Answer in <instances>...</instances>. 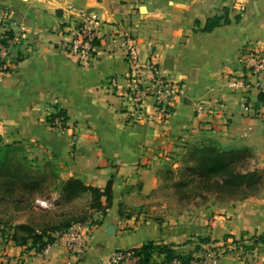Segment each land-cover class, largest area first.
Returning <instances> with one entry per match:
<instances>
[{
	"label": "crops",
	"instance_id": "1",
	"mask_svg": "<svg viewBox=\"0 0 264 264\" xmlns=\"http://www.w3.org/2000/svg\"><path fill=\"white\" fill-rule=\"evenodd\" d=\"M69 7L100 12L102 40L87 65L67 49ZM226 8L227 23L203 30ZM1 14L16 23L11 28L18 39L9 70L0 75V162L45 179L47 187L33 197L52 199L44 208L53 216L0 220V264H104L114 251L148 241L193 254L225 239L239 240L242 248L227 249L216 264H248L246 257L264 264V197L227 202L210 193L206 202L198 201L201 196L182 199L166 178L194 146L210 144L248 148L250 165L264 167V94L253 86H228V78L242 72L241 50L264 48V0H0ZM118 27L135 36L143 63L156 59L162 74L181 84L166 118L132 120L129 64L122 41L112 35ZM111 78L116 85L108 83ZM198 101L206 111L195 110ZM146 103L153 113V98ZM59 108L66 112L63 132L48 121ZM72 179L101 191L111 181L109 202L100 198L105 211L92 207L90 191L70 199L65 184ZM79 200L84 202L76 209ZM87 215L100 224L78 259L59 245L39 249L31 238L23 242L26 232L16 229L27 224L39 232Z\"/></svg>",
	"mask_w": 264,
	"mask_h": 264
},
{
	"label": "built area",
	"instance_id": "2",
	"mask_svg": "<svg viewBox=\"0 0 264 264\" xmlns=\"http://www.w3.org/2000/svg\"><path fill=\"white\" fill-rule=\"evenodd\" d=\"M70 29L68 30L69 40L67 49L69 54L80 64L87 65L91 63L97 55V48L102 40V31L99 28L100 12L94 8H76L69 7ZM16 24L9 21L8 15H0V34L1 38L6 37L3 33L12 30L11 25ZM114 38H120L122 41L124 58L129 64V72L126 75L128 83V99L126 106L130 110L132 120L140 122L142 119L152 120L155 117L166 118L169 114V107L172 102L181 94L182 86L180 83L168 80L161 72L156 59L151 58L147 62L141 61L140 50L135 36L121 29H114ZM18 34L13 33L11 38L5 42H0V60L3 66L7 65V58L10 48L17 41ZM239 62L242 72L228 78V86L233 89L257 88L264 94V80L262 73L264 71V48L251 44L245 46L239 55ZM0 68V75L5 73ZM110 85H116V78L108 80ZM153 98V113L147 112V98ZM198 113L206 111L205 104L198 101L195 105ZM54 114L51 126L60 132L68 128L65 115ZM5 134L4 126H0V136ZM96 217L90 216L84 220L72 222L69 227L50 231L45 234V240L48 236L52 238L46 243L44 249L51 245L62 246L71 258L78 259L83 257L89 250L90 242L94 232L98 227L95 222ZM242 248L239 240L225 239L220 246L214 242L206 243L201 250L192 254L189 264H216L217 260L226 252L227 249ZM140 257L133 249L116 250L105 261L104 264H138ZM248 264H256L254 259L246 257ZM165 264H181L178 259H173Z\"/></svg>",
	"mask_w": 264,
	"mask_h": 264
},
{
	"label": "trees",
	"instance_id": "3",
	"mask_svg": "<svg viewBox=\"0 0 264 264\" xmlns=\"http://www.w3.org/2000/svg\"><path fill=\"white\" fill-rule=\"evenodd\" d=\"M229 21L227 8L223 15H214L207 19L203 30L211 31L222 23ZM13 30H7L3 34L6 37L1 38L0 42H5L13 36ZM0 68L4 71L9 70V65L3 66L0 60ZM58 114L65 115L63 109L57 110ZM54 114L48 116L51 124ZM253 159V153L248 148H230L224 149L216 145L194 146L189 154L183 160L181 167L177 172L168 171L166 177L170 180V185L180 195L182 199H191L197 196H203L201 190L210 193L216 192L218 200L224 198L231 200H244L249 197H264V167H252L250 161ZM177 175L176 179L174 177ZM202 185V189L192 187L193 182ZM112 182L109 181L105 190L88 187L81 181L72 179L66 182L65 191L69 198L76 197L80 192L90 191L92 195V207H106L100 202L102 195H106L107 201L110 200ZM46 188L45 179L36 176L29 168L22 165L15 167L9 166L6 161L0 162V204H11L16 209H25L34 199L33 195L43 191ZM92 215H87L79 220H84ZM75 222V221H74ZM95 222L99 225L100 221L96 218ZM72 223V222H71ZM71 223L51 229H42L38 232L27 224H19L17 230L26 232V236L21 237L25 242L31 238L33 243L43 249L46 243L52 238L44 240L47 232L56 231L69 227ZM15 240H20L15 234ZM208 238H200L199 242H208ZM140 257L138 264H165L173 259H178L181 264H189L192 259V253H182L177 251L169 244H156L148 241L142 246L132 248ZM156 256H163L162 260L156 261Z\"/></svg>",
	"mask_w": 264,
	"mask_h": 264
},
{
	"label": "rangeland",
	"instance_id": "4",
	"mask_svg": "<svg viewBox=\"0 0 264 264\" xmlns=\"http://www.w3.org/2000/svg\"><path fill=\"white\" fill-rule=\"evenodd\" d=\"M251 161H252V159H251ZM251 161H250V163H251ZM32 170H34V167L32 168ZM201 186L202 185H199V183H197L195 181L192 183V187L202 189ZM201 191H202L201 194L203 193L202 194L203 196L198 198V201H200V202L208 201L210 199V197H209L210 192L204 191V190H201ZM211 194H212V196L215 197V199L218 200L216 192H213ZM49 201L52 202L53 200L50 199ZM221 201L229 202V201H233V200L224 198ZM235 201H237V200H235ZM50 202L45 201V199H32V201L29 203V206H27L26 209H21V210H19V209L14 210L12 205L0 204V220L1 221H3V220L20 221V220L26 219V220H30L32 222L35 220H36V222H40L43 219H45V220L50 219V217H52L53 214L49 213V212L48 213L45 212V208H44V207H48ZM83 202H84V200H79L78 202H76V204H75L76 209H78L79 206L81 207ZM85 203H86V200H85Z\"/></svg>",
	"mask_w": 264,
	"mask_h": 264
},
{
	"label": "water",
	"instance_id": "5",
	"mask_svg": "<svg viewBox=\"0 0 264 264\" xmlns=\"http://www.w3.org/2000/svg\"><path fill=\"white\" fill-rule=\"evenodd\" d=\"M115 227H114V225H109V227H108V232L109 233H114L115 231Z\"/></svg>",
	"mask_w": 264,
	"mask_h": 264
}]
</instances>
